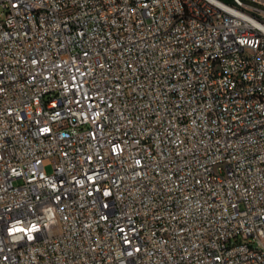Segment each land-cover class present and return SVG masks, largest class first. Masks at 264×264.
<instances>
[{
  "label": "built area",
  "instance_id": "obj_1",
  "mask_svg": "<svg viewBox=\"0 0 264 264\" xmlns=\"http://www.w3.org/2000/svg\"><path fill=\"white\" fill-rule=\"evenodd\" d=\"M0 264H264V0H0Z\"/></svg>",
  "mask_w": 264,
  "mask_h": 264
},
{
  "label": "rangeland",
  "instance_id": "obj_2",
  "mask_svg": "<svg viewBox=\"0 0 264 264\" xmlns=\"http://www.w3.org/2000/svg\"><path fill=\"white\" fill-rule=\"evenodd\" d=\"M46 170L49 171V172L52 171V167H51L50 164L46 166Z\"/></svg>",
  "mask_w": 264,
  "mask_h": 264
},
{
  "label": "trees",
  "instance_id": "obj_3",
  "mask_svg": "<svg viewBox=\"0 0 264 264\" xmlns=\"http://www.w3.org/2000/svg\"><path fill=\"white\" fill-rule=\"evenodd\" d=\"M227 1H229V0H227Z\"/></svg>",
  "mask_w": 264,
  "mask_h": 264
}]
</instances>
